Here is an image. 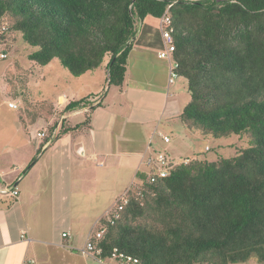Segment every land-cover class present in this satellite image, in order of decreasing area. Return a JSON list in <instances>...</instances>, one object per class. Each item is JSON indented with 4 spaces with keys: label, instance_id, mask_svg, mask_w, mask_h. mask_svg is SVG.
I'll use <instances>...</instances> for the list:
<instances>
[{
    "label": "trees",
    "instance_id": "trees-1",
    "mask_svg": "<svg viewBox=\"0 0 264 264\" xmlns=\"http://www.w3.org/2000/svg\"><path fill=\"white\" fill-rule=\"evenodd\" d=\"M167 11L190 94L183 126L216 137L247 133L251 146L215 160L187 158L154 181L140 174L115 222L111 212L100 218V258L264 264V0H0V44L18 33L35 48L30 60L45 66L58 58L75 77L106 65L107 92L124 84L138 21ZM99 105V97L87 95L62 113ZM89 122L87 116L72 129ZM68 129L65 118L58 130L54 123L45 131L54 133L52 143Z\"/></svg>",
    "mask_w": 264,
    "mask_h": 264
},
{
    "label": "crops",
    "instance_id": "crops-1",
    "mask_svg": "<svg viewBox=\"0 0 264 264\" xmlns=\"http://www.w3.org/2000/svg\"><path fill=\"white\" fill-rule=\"evenodd\" d=\"M153 18L156 17L149 15L137 23L121 87H110L107 92L105 87L101 94L98 90L91 91L89 82L87 93L82 96L71 94L65 99L63 93L58 94L60 113L71 100L87 95L99 97L100 105L90 111L77 108L62 113L61 120L66 118L70 129L43 148L26 173L23 170L40 146L29 147L27 151L24 140L16 142L25 149L22 152L21 146L12 141H5L1 146L0 154L10 153L15 158L9 159L14 162L13 166L11 162L0 161V178L7 181L5 186H0V264H128L109 257L99 261L80 251L92 226L103 217L101 209L105 201L122 193L131 181L130 184L138 182L140 174H147L149 169L144 165L143 156L150 138L154 150H165L172 159L200 154L201 151L195 150V142L201 137L185 128L179 118L190 99L187 83H168V61L158 55L163 49L162 33L161 37L153 35L150 27L156 22ZM93 71H100L101 83L104 79L107 82L106 65ZM182 96L186 98L184 102H181ZM10 101L13 100L8 101V106ZM87 116L88 126L72 129ZM59 124L58 121L57 130ZM166 134L171 137L169 142L163 140ZM172 147L179 152L174 153ZM82 149L84 152L80 153ZM79 157L84 174L96 182L92 185L83 176L79 194L99 197L102 204L90 212L81 213L80 209L77 216L73 166ZM9 171L17 175L8 179ZM21 172L24 174L20 179ZM125 179L129 182L121 185ZM10 185H16L19 190L16 198L6 191ZM63 232L69 234L63 236Z\"/></svg>",
    "mask_w": 264,
    "mask_h": 264
},
{
    "label": "rangeland",
    "instance_id": "rangeland-1",
    "mask_svg": "<svg viewBox=\"0 0 264 264\" xmlns=\"http://www.w3.org/2000/svg\"><path fill=\"white\" fill-rule=\"evenodd\" d=\"M153 19H155L156 22L153 23L152 26L150 25L152 33L156 37H161L162 30L159 18L156 17ZM5 20L8 21L10 19L7 18ZM7 37L8 38L0 44V53L2 51L7 53L5 59L0 58V148L4 145L5 141H12L14 144H17L16 142L24 140L28 151L29 147L32 148L36 145L41 146L42 143L40 142L39 144V141H41L42 138L37 136L38 131L51 127L54 123L57 125L58 121H61L62 113L59 112V108L57 107L59 93H63L65 99H68L67 96L71 94L78 97L82 96L87 93L86 84L91 82L92 86L89 88L91 91L98 90V92L101 91V94H104L103 89L106 87L107 90L108 86L105 79L101 83L100 71H89L79 77H75L64 68L58 58L53 59L45 68V66H41L28 58L29 51L35 48L27 44L21 38L20 34L10 32L7 33ZM91 74L94 75L90 76ZM95 76L98 77L93 78ZM175 81L187 83V80L182 76L176 78ZM177 82L175 84L176 86ZM173 87L175 86L173 85ZM111 89H114V87L111 86ZM7 92H10V95H8ZM22 93H24L25 98ZM10 99L15 101L18 107L10 108L8 106V101ZM185 99L186 98L182 96L181 102H184ZM26 108L28 109L27 112L25 111ZM191 132L201 137V139L199 138L195 142L196 152L201 151L200 154L197 153V157L199 158L215 160L220 157L235 156L238 153V149L251 146V138L247 133L242 136L230 134L216 137L211 134H201L197 131ZM17 146L21 145L17 144ZM172 149L174 153L179 152L177 148L175 150L172 147ZM24 150L25 149H22L21 146L20 151L22 152ZM187 157L188 156L185 158H177L179 160H174L181 162L187 159ZM14 158V155L10 153L3 152V154H0V161L2 163L11 162L10 166H13L14 162L10 160ZM79 162L76 161L73 166L76 175L74 196H76V201H78L75 208L77 216L80 215V209L81 213L83 211L90 212L96 205L102 204V199L99 197L94 199L91 195H86L85 193L82 195L79 194L78 187L81 181L84 180V177H86L88 181L90 180L89 183L92 185L96 184L94 178L84 174V167L81 165L82 158L80 157ZM15 167L19 166L16 165ZM23 174L22 172L18 174L20 179L23 178ZM15 175H17L16 172L10 174L9 171L7 178H12ZM46 178H48L47 175ZM3 179L0 178L1 187L7 184L6 179ZM128 182L129 179L122 180L121 185L127 184ZM130 183L127 184L126 189L129 186H133V184ZM124 191L116 195V197H112L113 199H108V202L105 201L106 205H104L103 201L104 208L101 209L103 216L107 215V210L112 207L116 199L119 198ZM6 201L10 202L12 199L6 198ZM105 208H107L106 211ZM92 227H94V225ZM255 261L256 260L252 259L248 262L251 263Z\"/></svg>",
    "mask_w": 264,
    "mask_h": 264
},
{
    "label": "built area",
    "instance_id": "built-area-1",
    "mask_svg": "<svg viewBox=\"0 0 264 264\" xmlns=\"http://www.w3.org/2000/svg\"><path fill=\"white\" fill-rule=\"evenodd\" d=\"M160 26L162 30V38H163V49L159 51V57L168 61V82L172 84L175 82L176 78L180 76L178 68L179 62L174 56V52L176 50V46L173 39V28L171 27V18L168 14V11L165 12L160 18ZM1 57L6 56V53L3 51L0 54ZM9 106L17 107V104L14 101L9 102ZM37 136L42 138L41 140V148H46L52 141L54 137L53 135H49L47 131L40 130L37 132ZM171 137L169 135H164L163 140L165 142H169ZM183 161H187L184 159ZM144 165L149 169L147 172V176L150 177L151 181H154L157 176L164 177L169 174L170 169L177 164L178 162L175 161L170 157V155L165 150H154L152 147V139L150 138L147 145V153L143 156ZM132 187V186H131ZM130 186L124 191V193L116 199L112 207L107 210L106 214L110 215L109 221L111 223L115 222V219L120 216V211L124 208V205L128 203V190L131 188ZM6 191L12 196L17 197L19 195V190L16 185H10L6 187ZM113 216V217H112ZM100 218L95 223L94 227L88 233L85 244L83 247L80 248L82 254L91 256L94 258L99 259L101 261L100 255L103 252V248L101 245H98V241L102 238L106 226L100 223ZM97 228V229H96ZM68 232H63V236H67ZM24 236V233L22 234ZM97 241V242H96ZM115 251H117L115 249ZM118 257L125 258L128 262H133L134 264H139V260L136 257L131 255H124L123 253H117Z\"/></svg>",
    "mask_w": 264,
    "mask_h": 264
},
{
    "label": "water",
    "instance_id": "water-1",
    "mask_svg": "<svg viewBox=\"0 0 264 264\" xmlns=\"http://www.w3.org/2000/svg\"><path fill=\"white\" fill-rule=\"evenodd\" d=\"M107 86H110V75L108 74V79H107ZM83 149L80 151V153H83Z\"/></svg>",
    "mask_w": 264,
    "mask_h": 264
},
{
    "label": "clouds",
    "instance_id": "clouds-1",
    "mask_svg": "<svg viewBox=\"0 0 264 264\" xmlns=\"http://www.w3.org/2000/svg\"><path fill=\"white\" fill-rule=\"evenodd\" d=\"M43 149V148H42Z\"/></svg>",
    "mask_w": 264,
    "mask_h": 264
}]
</instances>
